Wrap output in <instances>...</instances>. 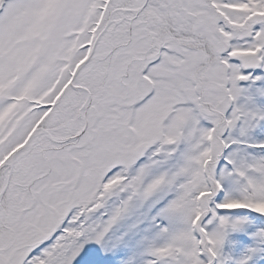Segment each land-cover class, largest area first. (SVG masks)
<instances>
[{
	"label": "snow or ice",
	"instance_id": "snow-or-ice-1",
	"mask_svg": "<svg viewBox=\"0 0 264 264\" xmlns=\"http://www.w3.org/2000/svg\"><path fill=\"white\" fill-rule=\"evenodd\" d=\"M0 264H264V0H0Z\"/></svg>",
	"mask_w": 264,
	"mask_h": 264
}]
</instances>
